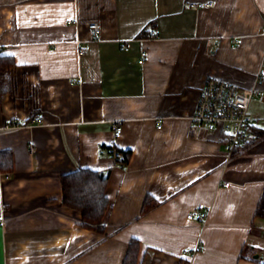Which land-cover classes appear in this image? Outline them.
Returning <instances> with one entry per match:
<instances>
[{"label":"crops","instance_id":"obj_1","mask_svg":"<svg viewBox=\"0 0 264 264\" xmlns=\"http://www.w3.org/2000/svg\"><path fill=\"white\" fill-rule=\"evenodd\" d=\"M0 55L17 64L0 102V264H124L133 239L139 264H264V96L233 155L193 123L208 79L264 91V0H0ZM80 168L109 175L105 233L63 204ZM201 207L205 226L187 218Z\"/></svg>","mask_w":264,"mask_h":264},{"label":"built area","instance_id":"obj_2","mask_svg":"<svg viewBox=\"0 0 264 264\" xmlns=\"http://www.w3.org/2000/svg\"><path fill=\"white\" fill-rule=\"evenodd\" d=\"M197 8L203 7L211 8L214 6L212 2L200 3L196 5ZM90 29L96 36L102 34L100 26L96 23L90 25ZM238 44L239 41L235 40ZM125 51H130V46H124ZM81 54L85 53V49L81 48ZM147 51L141 52V62L147 60ZM260 77L264 76V64L262 66ZM259 77V78H260ZM264 91L258 88L242 90L237 85L230 84L224 80L208 79L203 87L196 113L193 117L195 128L200 131H210L218 133L226 143L229 155H233L240 148L248 146L250 143V132L252 129V117L249 112L250 105L255 97H263ZM36 124H41L43 120L40 117H35L33 120ZM22 125V124H21ZM20 124L9 125L11 128H20ZM162 128V125L158 127ZM116 136L120 137L122 134V127L117 128ZM31 149L35 150L33 147ZM226 186L230 184L226 183ZM207 207H201L198 215L190 213L187 218L190 221L199 222L205 226L209 220V213ZM203 249V247H199ZM199 250V249H198ZM197 250V251H198ZM194 254L192 251H184L183 256L190 257Z\"/></svg>","mask_w":264,"mask_h":264},{"label":"trees","instance_id":"obj_3","mask_svg":"<svg viewBox=\"0 0 264 264\" xmlns=\"http://www.w3.org/2000/svg\"><path fill=\"white\" fill-rule=\"evenodd\" d=\"M148 35L149 30H146L140 38H146ZM16 65L13 56L0 55V102L10 91V71ZM131 155V150H124L123 160L130 161ZM12 169V153L9 150L0 152V172H9ZM62 177L63 204L81 214L82 227L93 232L105 233L106 216L111 205L107 196L109 175L99 170L80 168ZM152 207L147 202L143 212H147ZM257 215L264 217V194L258 206ZM140 252L141 241L133 239L124 264H139Z\"/></svg>","mask_w":264,"mask_h":264}]
</instances>
